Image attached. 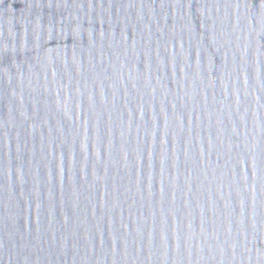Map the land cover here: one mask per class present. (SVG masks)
<instances>
[{
    "label": "water",
    "instance_id": "95a60500",
    "mask_svg": "<svg viewBox=\"0 0 264 264\" xmlns=\"http://www.w3.org/2000/svg\"><path fill=\"white\" fill-rule=\"evenodd\" d=\"M0 264H264V0H0Z\"/></svg>",
    "mask_w": 264,
    "mask_h": 264
}]
</instances>
